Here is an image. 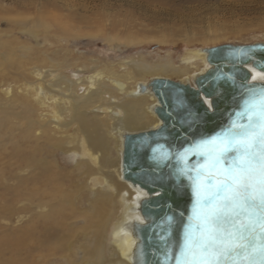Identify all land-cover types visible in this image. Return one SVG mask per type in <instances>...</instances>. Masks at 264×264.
<instances>
[{
  "label": "bare ground",
  "instance_id": "obj_1",
  "mask_svg": "<svg viewBox=\"0 0 264 264\" xmlns=\"http://www.w3.org/2000/svg\"><path fill=\"white\" fill-rule=\"evenodd\" d=\"M42 5L36 2L35 7L39 10ZM170 31L132 35L138 43L167 44L168 34L173 36ZM205 48L186 49L178 63L166 54L151 62L129 58L107 70L87 72L77 66L72 78L60 72V65L35 66L26 73L31 81L26 79L24 88L12 91L9 84H1L6 99L0 106L21 105L28 113V126L35 128L20 134L29 141L35 131L34 145L25 148L10 139L13 145L5 152L6 163L15 167L8 168L11 183L2 187L11 197L29 191L35 178V264H135L138 239L133 225L144 222L139 205L149 194L123 177L124 136L161 125L151 80L166 78L196 87L195 78L210 68ZM247 67L251 82H264V71ZM141 84L146 89L138 92ZM203 101L210 109V99L203 97ZM27 169L30 172L22 175ZM20 222L17 207L6 204L0 214V237L21 236L28 224ZM0 264H5L1 258Z\"/></svg>",
  "mask_w": 264,
  "mask_h": 264
},
{
  "label": "rangeland",
  "instance_id": "obj_2",
  "mask_svg": "<svg viewBox=\"0 0 264 264\" xmlns=\"http://www.w3.org/2000/svg\"><path fill=\"white\" fill-rule=\"evenodd\" d=\"M41 1L44 7L37 10L36 2ZM161 1L0 0L6 5L0 7V86L9 84L12 91L14 87L24 88L27 80L31 81L26 73L35 66L60 65V72L72 78L77 66L87 72L93 68L107 70L129 58L151 62L166 54L178 63L188 48L264 42V0ZM159 29L172 30L173 36H167L170 43H138L139 38L133 36H152ZM184 34H193L189 42ZM5 99L0 93V102ZM13 109L16 113L11 114ZM29 121L21 105L0 106V214L2 207L11 204L21 216L18 225L28 224L21 236L0 237V258L5 264H35V178L29 191L23 189L18 195L10 197L2 190L4 184L11 183L8 174L15 167L6 163L5 157L13 145L11 140L25 148L35 144V131L29 141L21 139L25 131L35 130L28 126ZM29 172L27 169L21 174Z\"/></svg>",
  "mask_w": 264,
  "mask_h": 264
},
{
  "label": "water",
  "instance_id": "obj_3",
  "mask_svg": "<svg viewBox=\"0 0 264 264\" xmlns=\"http://www.w3.org/2000/svg\"><path fill=\"white\" fill-rule=\"evenodd\" d=\"M204 51L210 68L195 78L196 87L166 78L149 82L161 125L124 136L123 177L149 194L139 205L144 222L133 225L135 264H176L194 203L191 169L204 161L194 155L196 146L246 124L245 100L264 92V82H251L247 67L264 71V42L224 43ZM145 89L138 86V92ZM203 97L210 99V109Z\"/></svg>",
  "mask_w": 264,
  "mask_h": 264
},
{
  "label": "snow or ice",
  "instance_id": "obj_4",
  "mask_svg": "<svg viewBox=\"0 0 264 264\" xmlns=\"http://www.w3.org/2000/svg\"><path fill=\"white\" fill-rule=\"evenodd\" d=\"M244 112L246 124L196 146L204 161L191 169L194 203L176 264H264V92Z\"/></svg>",
  "mask_w": 264,
  "mask_h": 264
}]
</instances>
